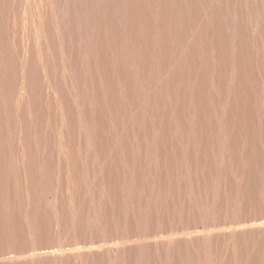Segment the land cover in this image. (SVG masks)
<instances>
[{"label": "rangeland", "instance_id": "374dc122", "mask_svg": "<svg viewBox=\"0 0 264 264\" xmlns=\"http://www.w3.org/2000/svg\"><path fill=\"white\" fill-rule=\"evenodd\" d=\"M0 264H264V0H0Z\"/></svg>", "mask_w": 264, "mask_h": 264}]
</instances>
